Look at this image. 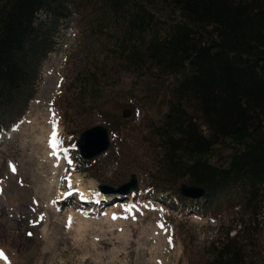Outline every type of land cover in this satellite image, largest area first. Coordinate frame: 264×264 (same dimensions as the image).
<instances>
[{
    "label": "rangeland",
    "instance_id": "obj_1",
    "mask_svg": "<svg viewBox=\"0 0 264 264\" xmlns=\"http://www.w3.org/2000/svg\"><path fill=\"white\" fill-rule=\"evenodd\" d=\"M80 4L59 27V47L39 69L35 97L0 129V250L7 264H208L212 244L227 239L242 248L239 264H264L263 202L250 209L220 198L185 203L181 193L151 184L156 153L145 136L165 110L172 79L141 87L139 76L116 66L106 30L94 29L95 14L82 16ZM89 71L102 76L95 96L79 89ZM54 125L63 152L56 157L49 147ZM98 125L108 128L111 146L83 160L77 140ZM131 181L137 188L126 195L100 189Z\"/></svg>",
    "mask_w": 264,
    "mask_h": 264
},
{
    "label": "trees",
    "instance_id": "obj_2",
    "mask_svg": "<svg viewBox=\"0 0 264 264\" xmlns=\"http://www.w3.org/2000/svg\"><path fill=\"white\" fill-rule=\"evenodd\" d=\"M74 1L0 0V129L35 97ZM80 1L81 15L91 10L94 29L106 30L116 66L141 87L172 79L145 136L156 153L151 184L176 194L197 185L246 209L264 203V0ZM101 78H78L81 93L95 96ZM235 241L213 243L208 264H239Z\"/></svg>",
    "mask_w": 264,
    "mask_h": 264
},
{
    "label": "water",
    "instance_id": "obj_3",
    "mask_svg": "<svg viewBox=\"0 0 264 264\" xmlns=\"http://www.w3.org/2000/svg\"><path fill=\"white\" fill-rule=\"evenodd\" d=\"M129 111L124 112V118L129 117ZM77 149L83 160L90 161L103 153H105L111 146L109 130L105 126L98 125L85 130L77 140ZM137 188L135 181L125 184L121 188L115 189L108 185L100 187L105 193L126 195L131 190ZM180 193L183 197L190 200L203 199L207 195L205 188L183 183L180 187Z\"/></svg>",
    "mask_w": 264,
    "mask_h": 264
},
{
    "label": "snow or ice",
    "instance_id": "obj_4",
    "mask_svg": "<svg viewBox=\"0 0 264 264\" xmlns=\"http://www.w3.org/2000/svg\"><path fill=\"white\" fill-rule=\"evenodd\" d=\"M60 140H59V137H58V132H57V128L56 126L54 125L53 126V129H52V133H51V136H50V139H49V147L52 149V155H56V149L58 147V145L60 144ZM69 164H71V161L69 160L68 161ZM13 171H15V168L13 166ZM69 187H71V185L69 184ZM66 195H72L71 192H68L66 193ZM118 217H116L115 215L113 216V219H117ZM126 218V217H125ZM68 226L70 227L71 226V217H69V220H68ZM29 235H32L31 233H29ZM169 243L171 244V240H169ZM0 259H3L5 260L6 264H7V261H8V258L7 256L4 254L3 250H0Z\"/></svg>",
    "mask_w": 264,
    "mask_h": 264
},
{
    "label": "bare ground",
    "instance_id": "obj_5",
    "mask_svg": "<svg viewBox=\"0 0 264 264\" xmlns=\"http://www.w3.org/2000/svg\"><path fill=\"white\" fill-rule=\"evenodd\" d=\"M56 155H52V156H54V157H56V156H58V155H60V154H62L63 152H62V150L60 149V148H57L56 150ZM66 154H67V152H65ZM81 182V181H80ZM84 198V197H83ZM86 198V197H85ZM89 198H87V200H88ZM56 201H58L59 200V198H57V199H55ZM55 200H54V202H55ZM66 201V200H65ZM56 203V202H55ZM53 204V203H52ZM88 213V212H87Z\"/></svg>",
    "mask_w": 264,
    "mask_h": 264
}]
</instances>
